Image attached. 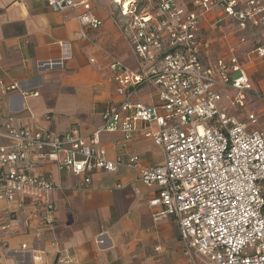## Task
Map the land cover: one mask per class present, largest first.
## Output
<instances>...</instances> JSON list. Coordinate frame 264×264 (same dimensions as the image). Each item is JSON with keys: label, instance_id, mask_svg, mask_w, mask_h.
Here are the masks:
<instances>
[{"label": "built area", "instance_id": "2783aa9c", "mask_svg": "<svg viewBox=\"0 0 264 264\" xmlns=\"http://www.w3.org/2000/svg\"><path fill=\"white\" fill-rule=\"evenodd\" d=\"M39 1L53 12H74L83 39L88 29L102 25L88 0ZM110 2L118 9L114 24L137 69L117 59L111 62L118 101L104 108L102 123L90 137L80 136L75 128L57 135L47 129L9 127L13 145L0 147V202L21 206L31 199L43 207L45 216L36 230L40 236L56 224L48 201L55 186L38 171L44 161L82 177L75 188L84 191L95 171L114 173L125 166L139 174L143 186L157 189L147 202L159 209L153 219L176 222L193 264H264V127L252 111H245L248 94L264 100V93L253 90L244 72L245 64L264 60V1ZM216 11L221 13L218 21L262 30L261 44L245 53V63L235 49L227 57L209 59L211 44L201 35V19ZM63 61L40 62L38 68H61ZM141 88L147 89L149 102L142 99ZM16 91L17 83L0 78V97ZM138 131L161 153L159 164L143 166L134 154L124 161L110 160L99 145L104 133H121L129 140ZM8 229L0 223V232ZM59 254L58 264L70 263L66 250ZM3 259L0 254V264ZM31 260L46 264L41 252H33Z\"/></svg>", "mask_w": 264, "mask_h": 264}, {"label": "crops", "instance_id": "0c3cea01", "mask_svg": "<svg viewBox=\"0 0 264 264\" xmlns=\"http://www.w3.org/2000/svg\"><path fill=\"white\" fill-rule=\"evenodd\" d=\"M88 1L91 14L102 25L88 29L83 39L70 10L53 12L39 0H0V78L19 87L0 97V147L13 145L9 127L47 129L57 135L75 128L80 136L90 137L102 123L104 108L118 101L109 65L117 59L136 70L137 62L114 24L118 9L110 0ZM82 12L77 6L76 13ZM220 17L216 11L201 19V35L211 44L209 59L227 57L235 49L245 63V53L257 46L247 33L256 29L247 24L241 30L235 21H218ZM61 58V68H38L40 62ZM263 67L261 59L244 66L253 90L262 93ZM140 94L150 101L146 88ZM247 96L258 100L263 112L264 100ZM99 145L110 160L124 161L133 154L143 166L162 160L159 150L139 131L129 140L121 133H104ZM38 171L55 186L48 201L56 224L36 236L45 216L43 207L31 199L21 206L0 202V223L9 225L0 232L3 264H33V252H41L46 264H58L62 250L67 251L69 264H193L184 252L176 222L153 219L159 209L147 202L157 189L143 186L137 172L125 166L114 173L95 171L90 188L84 191L75 188L82 177L66 174L56 162L44 161ZM23 244L27 250L21 249Z\"/></svg>", "mask_w": 264, "mask_h": 264}, {"label": "rangeland", "instance_id": "374dc122", "mask_svg": "<svg viewBox=\"0 0 264 264\" xmlns=\"http://www.w3.org/2000/svg\"><path fill=\"white\" fill-rule=\"evenodd\" d=\"M102 1L105 3V0H102ZM247 39L250 41H253L257 45L261 44L263 40L262 30L256 29L254 31H249L247 33ZM263 70H264V67H263ZM246 99H247L248 104H247L245 111L246 112L252 111L258 118L260 122V126L264 127V108H263V112L260 111L261 106L257 103L258 100H255V98L251 96H247Z\"/></svg>", "mask_w": 264, "mask_h": 264}, {"label": "bare ground", "instance_id": "6f19581e", "mask_svg": "<svg viewBox=\"0 0 264 264\" xmlns=\"http://www.w3.org/2000/svg\"><path fill=\"white\" fill-rule=\"evenodd\" d=\"M116 2H119V1H121V0H115Z\"/></svg>", "mask_w": 264, "mask_h": 264}]
</instances>
